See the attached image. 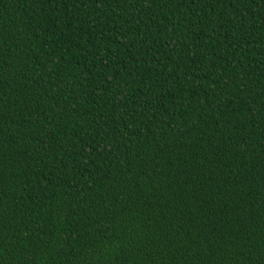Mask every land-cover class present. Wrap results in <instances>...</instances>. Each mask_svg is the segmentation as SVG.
<instances>
[{
	"label": "trees",
	"instance_id": "16d2710c",
	"mask_svg": "<svg viewBox=\"0 0 264 264\" xmlns=\"http://www.w3.org/2000/svg\"><path fill=\"white\" fill-rule=\"evenodd\" d=\"M0 264H264V0H0Z\"/></svg>",
	"mask_w": 264,
	"mask_h": 264
}]
</instances>
